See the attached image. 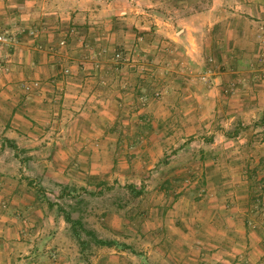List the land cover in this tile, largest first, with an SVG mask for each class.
Here are the masks:
<instances>
[{
  "label": "rangeland",
  "instance_id": "rangeland-1",
  "mask_svg": "<svg viewBox=\"0 0 264 264\" xmlns=\"http://www.w3.org/2000/svg\"><path fill=\"white\" fill-rule=\"evenodd\" d=\"M150 2L148 9L169 23L173 31L178 30L183 16L209 5V0ZM242 20V27L251 22L245 19L241 23ZM227 22L223 19L213 27L211 36L217 44L212 52L202 54L199 63H194L198 69L194 68L193 73L190 63L173 56L176 44L166 45L171 49L169 60L176 62L168 74L155 75L153 83L161 80L163 88L170 92L163 94L154 91L159 85L151 86L150 94H143L135 106L138 108L133 111L134 124L128 121V125H123L126 117H119L120 122L101 125L98 133L114 132L120 139L110 143L102 157L92 156V152L79 156V143H73L75 147L61 143V148L70 144L71 155L63 151L50 153L45 148L47 140L41 142L32 137H43L54 130L51 126L31 124L30 110L25 112L28 115H22L24 126H13L27 137L23 144L4 138L0 131V151L4 150L0 159V198L24 199L21 207L8 205L9 201L2 203L0 213L18 211L25 216L44 217L37 237L30 231L24 233L25 242L38 243L32 259L15 246L11 255H0L1 262L234 264L249 246L245 244V230L251 244H260L264 251V110L254 109L258 102L264 106L256 92L264 80L263 72L258 73L260 79L254 75L264 65V49L254 48L260 44L256 35L247 40L248 46L235 47L237 51L241 47L244 54L229 62L226 46L221 45L229 36ZM150 30L153 49L159 51L164 36ZM252 47L257 60L247 61L245 50ZM117 53L123 58L127 55L120 48L111 57ZM177 65H182L181 72ZM26 83L29 82L20 83L17 89L23 101L28 100L19 91H33L24 90ZM192 89H198L201 96L197 111L191 105H183L190 103V96L183 100L172 93L183 90L189 94ZM212 89L213 95L209 96ZM148 105L150 111L144 112L141 108ZM165 106L154 113L156 107ZM192 114L199 118H192ZM95 129L87 128L88 133ZM153 130V135L167 141H146ZM81 144L89 149L99 148L94 139ZM175 204L179 210L173 208ZM168 213L173 215L172 221L162 228L161 222ZM66 215L81 225L75 228L67 223ZM74 229L80 233V240ZM95 239L113 244L100 246ZM176 242L189 252L162 254ZM50 245L54 248H47ZM153 246L156 251L149 253Z\"/></svg>",
  "mask_w": 264,
  "mask_h": 264
},
{
  "label": "crops",
  "instance_id": "crops-1",
  "mask_svg": "<svg viewBox=\"0 0 264 264\" xmlns=\"http://www.w3.org/2000/svg\"><path fill=\"white\" fill-rule=\"evenodd\" d=\"M151 3L150 0H0V33L7 32L15 37L13 50L0 48L2 136L15 141L17 145L23 144L27 137L17 132L13 126H24L22 115H28L25 112L30 110L31 124L39 127L51 126L54 130L43 137H32L33 140L41 142L47 140L45 148L50 153L63 151L66 155H71L68 152L71 149L70 144L79 143V156H88L92 152V156L95 154L102 157L108 151V145L120 139L114 132L98 133L101 125L120 122L119 117H126L123 125L128 121H131V125L134 124L133 111L138 108L135 106L139 105L138 100L143 94H150L151 86L159 85L154 91L160 90L163 94L170 92V89L163 88L161 80L157 81L158 84L153 83L155 75L168 74L176 62L169 60L171 49L166 48L168 43L176 44L173 56L180 62L190 63L192 73L194 68L198 69L194 63H199L202 54L210 53L215 48L216 42L211 31L223 19L228 21L229 36L221 45L226 46L229 62H235L234 58L239 60L242 56L241 47L239 51L235 47L248 46L250 42L247 40L256 35L260 37V44L254 48L264 49V0H209L207 8L193 10L183 16L177 31H173L165 20L155 17L154 11L148 9L151 8ZM242 19L251 22L242 27L239 25ZM150 28L164 36L159 51L153 49ZM62 40L66 43L64 46L59 45ZM120 48L127 55L117 66L111 53ZM10 51L12 60L6 71L1 65ZM245 51V56L249 57L247 61L257 60L258 54L253 47ZM178 66H181L177 69L181 72L183 67H176ZM65 69L68 70L67 74H63ZM258 70L254 75L257 77L258 73L263 72L264 77V65ZM32 81H39L40 87L33 89L31 94L19 91L28 100L23 101L17 90L18 85ZM260 84V89H256L257 99L263 101L264 80ZM213 91L212 89L208 95L212 96ZM172 93L183 100H187L185 96H190V103H184L183 105L187 104L184 107L191 105L194 111L200 109L199 102L202 101L198 89H192L189 94L183 90ZM258 104L254 109L263 111L264 106L260 107L259 102ZM141 109L144 112L150 111L149 105ZM160 109L164 110L166 106L156 107L154 113H158ZM192 115V118H199L198 114ZM88 126L97 129L88 133ZM58 127H63V130H57ZM154 133L155 130L145 140L155 141L157 136ZM91 139L98 143V149L85 148L81 144ZM157 139L159 142L167 141L164 137ZM61 143L70 144L61 148ZM2 152L0 151V159ZM23 201V198H0V205L8 203L10 206L21 207ZM176 204L173 208L179 210ZM169 214L164 216L162 228L167 221H172L173 215ZM42 218V215L25 216L18 211L0 213V255H11L16 246L19 252L30 254L32 259L38 250V243L33 240L25 242L24 233L30 231L37 237L40 223L44 221ZM243 235L245 244L249 246L245 247L244 256H240L238 263L234 264H264V251L260 244H251L248 231L245 230ZM176 239L181 241L178 237ZM169 246L162 254L167 256L175 252L182 255L189 252L177 242ZM47 248H54V245ZM156 249V246L151 247L149 253H154ZM0 264L7 263L0 261ZM31 264L35 263L32 261ZM166 264L174 263L168 261Z\"/></svg>",
  "mask_w": 264,
  "mask_h": 264
},
{
  "label": "built area",
  "instance_id": "built-area-1",
  "mask_svg": "<svg viewBox=\"0 0 264 264\" xmlns=\"http://www.w3.org/2000/svg\"><path fill=\"white\" fill-rule=\"evenodd\" d=\"M14 42H15V38L12 37V35H10L9 33H6V32H1L0 33V48H8L10 50H13L14 48ZM59 45L60 46H64L65 45V41L62 40L59 42ZM114 61L116 63L117 66H119L122 62H123V57L121 56V54L117 53L115 56H114ZM11 60H12V52L10 51L8 53V55L6 56V58L4 59V63L1 65V68H3L4 70H8V67L7 65L9 63H11ZM68 73V70L65 69L63 71V74H67ZM40 86V82L39 81H32V82H29V83H26L23 85V88L26 92L28 91H31L33 89H37L39 88Z\"/></svg>",
  "mask_w": 264,
  "mask_h": 264
},
{
  "label": "trees",
  "instance_id": "trees-1",
  "mask_svg": "<svg viewBox=\"0 0 264 264\" xmlns=\"http://www.w3.org/2000/svg\"><path fill=\"white\" fill-rule=\"evenodd\" d=\"M65 221L69 224H71L72 226H75L76 228V225H81L80 222L78 221H74L70 215H66L65 216ZM73 233L75 235V237L77 238V240H80V233L78 231H76V229L73 230ZM91 234V233H89ZM92 235V234H91ZM95 237V236H94ZM97 244L100 245V246H111L113 243H105L104 241L102 240H99V239H95Z\"/></svg>",
  "mask_w": 264,
  "mask_h": 264
}]
</instances>
